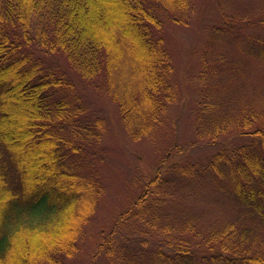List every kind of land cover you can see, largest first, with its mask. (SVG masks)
Instances as JSON below:
<instances>
[{
    "label": "trees",
    "instance_id": "obj_1",
    "mask_svg": "<svg viewBox=\"0 0 264 264\" xmlns=\"http://www.w3.org/2000/svg\"><path fill=\"white\" fill-rule=\"evenodd\" d=\"M193 8V0H0V264H66L104 193L98 163L106 120L89 112L65 69L33 57L30 43L64 55L86 80H105L127 132L140 140L161 128L179 97L165 23H188ZM259 18L264 28V13ZM252 42L251 52L264 58V41ZM215 103L202 95L199 122ZM259 109L213 120L207 132L214 140L230 128L249 137L222 145L207 160L241 216L206 231L191 220L179 232L162 224L160 191L170 171L191 178L193 170L169 166L119 215L98 252L115 264H264ZM135 220L170 235L155 242L134 237L127 231ZM202 236L205 242L195 239Z\"/></svg>",
    "mask_w": 264,
    "mask_h": 264
},
{
    "label": "rangeland",
    "instance_id": "obj_2",
    "mask_svg": "<svg viewBox=\"0 0 264 264\" xmlns=\"http://www.w3.org/2000/svg\"><path fill=\"white\" fill-rule=\"evenodd\" d=\"M193 2L188 23L168 20L162 32L174 58L173 81L179 97L169 105L161 128L140 140L127 132L105 80H86L64 55L46 52L37 41L29 42L36 60L42 57L44 65L61 66L67 71L89 112L102 116L107 124L98 163L104 193L80 249L66 264H115L98 252L102 236L110 233L119 215L143 193L146 183L173 165H188L193 170L191 178L170 171V182L160 191L162 224L169 221L179 232L191 220V225L206 231L242 214V207L225 191L228 186L222 189V179L209 173L207 160L222 145L246 142L249 137L230 128L214 140L207 132L214 127L213 120H228L255 106L264 108V58L249 49L255 45L250 43L252 39L264 41V28L259 27L264 0ZM204 94L216 103L213 110H205L199 122L197 114ZM165 214L169 215L167 220ZM133 222L127 232L134 237L144 235L155 242L170 235L158 232V226L150 225L154 222ZM261 234L264 237V227ZM195 239L205 242L206 236Z\"/></svg>",
    "mask_w": 264,
    "mask_h": 264
}]
</instances>
